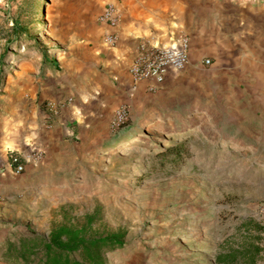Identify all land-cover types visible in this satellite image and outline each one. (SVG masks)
Returning a JSON list of instances; mask_svg holds the SVG:
<instances>
[{
    "label": "rangeland",
    "instance_id": "rangeland-1",
    "mask_svg": "<svg viewBox=\"0 0 264 264\" xmlns=\"http://www.w3.org/2000/svg\"><path fill=\"white\" fill-rule=\"evenodd\" d=\"M107 1L124 12L120 0H0V264H22L6 257L21 237L81 226L87 214L89 234L125 233L107 264H217L219 254L256 244L254 264H264V0H124L150 23L143 38L171 43L205 31L210 65L219 45L234 46L235 69L222 71L231 86L222 90L209 66L187 65L173 87L113 108L82 139L30 140L17 113L31 107L24 90L41 76L59 14L91 20ZM251 9L263 24H222ZM120 106L127 118L113 127ZM14 154L25 158L20 173Z\"/></svg>",
    "mask_w": 264,
    "mask_h": 264
},
{
    "label": "crops",
    "instance_id": "crops-1",
    "mask_svg": "<svg viewBox=\"0 0 264 264\" xmlns=\"http://www.w3.org/2000/svg\"><path fill=\"white\" fill-rule=\"evenodd\" d=\"M120 4L123 5L124 12L119 11L120 20L113 28L118 36L113 46L104 41V34L110 28L95 20L103 6L97 14H89L91 20L86 19L79 11L59 14L58 23L52 27L53 43L47 48L49 50L45 52L40 66L41 76L34 86L24 90L29 95L27 99L31 107L22 108L17 113L29 120L32 127L31 141L38 140L41 136L46 144H62L72 139H82L89 122L94 124L98 120L102 121V118L107 117L106 112L121 104L144 105L146 98L154 94L155 91H149V81L134 80L128 70L139 39L151 36L150 23L141 18L127 1L120 0ZM253 11L254 9L247 10V14L239 15L235 12V18L231 15L227 20L223 19L222 24L232 25L231 30H235L238 24H263L260 15L253 18L254 21L249 18ZM94 15L95 19L92 20ZM74 22H78L76 28L72 27ZM200 32L198 38H189L188 69L196 72L209 66L213 72L219 71L216 74L220 75L221 89L228 90L233 78L222 71L235 69L237 56L232 54L235 48L222 43L214 50L218 56L213 63L205 64L204 60L208 58L206 53L209 52V37L205 31ZM180 72L181 70L169 72L165 82L156 91L173 87L181 79V74H178ZM191 75L194 77L195 73ZM68 98H71L70 103L66 101ZM49 102H61V105L55 112L49 109ZM17 110L20 111V108Z\"/></svg>",
    "mask_w": 264,
    "mask_h": 264
},
{
    "label": "trees",
    "instance_id": "trees-1",
    "mask_svg": "<svg viewBox=\"0 0 264 264\" xmlns=\"http://www.w3.org/2000/svg\"><path fill=\"white\" fill-rule=\"evenodd\" d=\"M182 148L170 151L173 161L180 159ZM93 214L84 217V224L73 226L60 224L53 227L47 236L31 232L20 238L18 243L9 244L6 257L18 263L31 264L39 255L42 264H107L106 255L124 246L125 233L122 230L103 234H89ZM259 246L251 250L240 251L239 248L217 256V264H254V255ZM252 254L251 256H249Z\"/></svg>",
    "mask_w": 264,
    "mask_h": 264
},
{
    "label": "built area",
    "instance_id": "built-area-1",
    "mask_svg": "<svg viewBox=\"0 0 264 264\" xmlns=\"http://www.w3.org/2000/svg\"><path fill=\"white\" fill-rule=\"evenodd\" d=\"M97 22L107 25L110 29L104 34V41L109 46L117 42V33L113 31L120 20L119 12L114 3L107 2L96 18ZM190 39L185 35H179L171 43H161L154 38H140L135 48V54L129 64V73L134 80H147L151 83L149 91L154 92L156 88L165 82L166 76L171 71H180L189 63ZM209 64V58L204 60ZM67 103L71 102L68 98ZM50 110L57 111L61 102H49ZM127 108L120 106L115 111L111 126H118L127 118ZM22 154L11 155L10 165L15 172L20 173L25 168Z\"/></svg>",
    "mask_w": 264,
    "mask_h": 264
}]
</instances>
